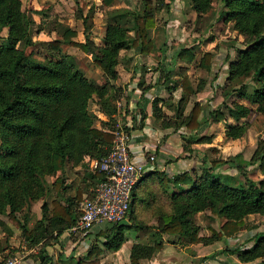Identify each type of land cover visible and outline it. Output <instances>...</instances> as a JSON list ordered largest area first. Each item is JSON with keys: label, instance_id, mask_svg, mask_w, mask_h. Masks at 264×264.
I'll return each mask as SVG.
<instances>
[{"label": "trees", "instance_id": "obj_1", "mask_svg": "<svg viewBox=\"0 0 264 264\" xmlns=\"http://www.w3.org/2000/svg\"><path fill=\"white\" fill-rule=\"evenodd\" d=\"M189 1L192 9L200 14L210 8L212 0ZM221 1L223 19L229 20L245 39L243 46L236 48L235 58L227 64L226 79L250 73L256 84L249 90L241 84L236 88V97L255 104L256 111L264 116V0ZM101 2L108 5L111 0ZM107 14L110 22L105 25L103 43L96 50L88 49L86 42L71 40L70 36L75 31L68 26L62 28L61 34L68 43L87 48L93 62L114 79L118 76L115 65L120 49L138 46L140 51H149L151 48L152 41L147 32L154 26V18L149 0H143L142 5L135 9L114 7ZM117 17L129 19L130 25L118 23L115 20ZM31 22V16L21 8V0H0V31L7 27L5 41L0 44V213L4 212L33 245L46 235L54 241L58 240L61 231L75 222L79 208L69 196H64L61 201L52 199L51 207L41 200L40 215L31 229H26L14 213L45 195L47 175L58 173L52 186L59 190L62 184L59 174L66 162L88 168L95 182L103 177L101 172L88 167V161L107 153L113 134L110 130L92 125L87 105L92 95L97 97L100 110L107 115L115 111V105L104 86L86 77L71 61L70 54H61L58 58H37L31 51L26 52L25 48L32 44L28 30ZM59 42L54 39L47 44L56 49ZM176 54L185 61L193 58V53L185 46L180 47ZM211 57L212 53L203 52L198 65L208 69ZM181 88L182 93L175 105L178 110L176 117L181 115L183 125L193 129L195 134L206 117H199L201 107L196 100L186 117L182 116L180 112L184 102L194 91L187 75L181 78ZM151 105L156 114L155 99ZM226 109L235 121L251 111L248 104L240 102H234ZM209 113H212L213 120L220 119L218 110ZM141 117H144L143 113ZM246 125L243 121L226 122L224 137H240ZM206 138L193 135L190 139L203 141ZM256 158L264 172V153ZM234 159L230 160L235 164L237 161ZM200 160L201 170L193 176L187 171L167 175L164 170L151 168L134 183L126 212L129 218L144 220L157 216L159 222L155 226L156 237L152 242H131L129 264H139L140 258H148L155 249H159L162 233L175 234L184 243H208L235 234L243 226L247 214L264 215V176L254 180L242 170V182L232 174L216 170L220 165H227L226 159H207L206 154H202ZM236 165L243 168V165ZM169 181L178 189L170 190ZM92 188L87 197L92 196ZM75 199H80L78 189ZM205 209L223 217L218 229L210 227L208 235L198 233L199 224L194 219L196 212ZM129 227L140 229L149 226L143 221L128 223L120 220L91 231L95 238L102 236L101 241L106 248L116 250L126 239L124 229ZM0 228L7 235L12 233L2 218ZM89 231H85L82 237ZM249 240H252L250 244L237 245L229 250L236 252L240 261L261 257L264 263V230L253 232ZM4 241L0 238V252L4 249ZM49 243L42 242L40 251L43 252L44 246ZM74 250L72 247L67 254L61 251L57 257L60 260L73 259ZM100 250L97 245H92L83 257L74 260L75 264H98L96 256ZM40 257L49 260L45 253Z\"/></svg>", "mask_w": 264, "mask_h": 264}, {"label": "rangeland", "instance_id": "obj_2", "mask_svg": "<svg viewBox=\"0 0 264 264\" xmlns=\"http://www.w3.org/2000/svg\"><path fill=\"white\" fill-rule=\"evenodd\" d=\"M149 1L154 18V26L147 32L152 41L151 48L149 51H140L138 46L120 49L115 65L118 76L114 79L104 74L93 62L88 49L96 50L103 43L105 25L110 22L107 14L109 9L139 8L143 0H111L108 5H104L101 0H21V8L32 18L28 27L32 44L25 50L31 51L37 58H58L61 54H70L71 61L86 77L103 85L115 105V111L110 115L101 111L97 97L92 95L87 105L92 125L112 132L119 128L128 133V139L131 134H138L147 144L136 152L143 156H154L148 167L164 170L167 175L187 171L193 176L200 172V157L206 154L207 159H226L227 165H220L216 170L232 174L237 180L244 181L243 172L254 180L263 177L264 172L259 168L255 157L264 153V116L256 111L255 104L236 97V88L245 84L244 87L249 90L256 81L250 73L226 79L227 64L235 58L236 48L242 47L245 39L229 20L223 19L220 13L222 1L212 0L210 8L200 14L192 9L189 0H160V3L157 0ZM115 20L130 25L129 19L124 17H117ZM65 26L75 31L70 39L86 42L88 49L63 40L61 30ZM6 35L7 27L4 26L0 31V44L4 43ZM54 39L60 41L56 49L47 44ZM183 46L193 53L190 61L182 60L176 54ZM206 51L212 53L208 69L198 65L200 56ZM183 75L188 76L194 91L188 94L180 113L186 117L192 102L196 100L201 107L199 117H206L195 134L193 129L183 125L181 115L176 117L178 110L175 105L182 93ZM197 88L199 90L196 91ZM154 99L158 108L156 114L151 105ZM234 102L248 104L251 111L235 121L226 109V106H231ZM214 110L221 113L220 119H212V113L209 112ZM141 113L144 114L143 118ZM228 118L237 123H247L246 130L240 137H224ZM193 135L208 138L191 141ZM204 142L208 144H200ZM193 143H197V147H192ZM231 158H235L237 163L234 164ZM180 160H185L186 164L179 167ZM236 164L243 165V168H238ZM88 170L83 165L66 162L63 172L59 174L62 176V188L56 191L52 186L58 173L47 175L45 195L26 208L16 211L14 215L24 223L26 229H31L40 215L41 200L51 207L52 199L61 201L64 196H69L79 208L80 201L89 195L95 185V179ZM144 172L145 170L141 176ZM168 188L178 189L171 181L168 182ZM77 189L80 191L79 200L75 199ZM0 218L12 231L7 235L0 228V238L5 240L4 249L0 252V263L7 257L16 256L19 264H75L74 260L83 257L92 245L101 249L96 256L98 264H129L131 242H152L156 237L155 226L159 222L157 216L136 220L125 213L122 219L124 222L143 221L149 227L125 228L123 232L126 239L120 245L122 256H117L115 250L102 244V236L95 238L91 230L82 237L85 233L83 230L66 228L57 236L58 240L54 241L46 235L32 245L21 229L7 219L4 212L0 213ZM194 219L199 224L198 233L204 235L210 234V227L218 229L223 221L222 216L210 213L208 209L196 212ZM258 230H264V215L251 213L244 216V224L235 234L222 240L213 239L208 243L196 242L190 245L175 234L162 233L161 247L155 249L148 258H140L139 264H264L261 257L240 261L236 252L229 250L230 247L250 244V236ZM45 241L50 243L41 252V243ZM72 247L78 250L72 256L73 259L61 261L57 257L59 252L64 250L63 253L67 254ZM42 253L49 256V260L40 257Z\"/></svg>", "mask_w": 264, "mask_h": 264}, {"label": "built area", "instance_id": "obj_3", "mask_svg": "<svg viewBox=\"0 0 264 264\" xmlns=\"http://www.w3.org/2000/svg\"><path fill=\"white\" fill-rule=\"evenodd\" d=\"M107 153L99 159L92 158L88 167L103 174L92 188V196L84 197L79 204L78 215L69 228L88 231L103 224L122 220L127 212L128 201L134 183L147 169L154 156H143L131 150L128 133L115 129ZM0 264H19L16 256L5 258Z\"/></svg>", "mask_w": 264, "mask_h": 264}, {"label": "crops", "instance_id": "obj_4", "mask_svg": "<svg viewBox=\"0 0 264 264\" xmlns=\"http://www.w3.org/2000/svg\"><path fill=\"white\" fill-rule=\"evenodd\" d=\"M244 100V99H243ZM246 101V100H245ZM228 122H234L231 118H228V120H227ZM206 126H208L207 124H206ZM132 131H134V130H132ZM129 145H130V149L131 150H135V151H138V149H140L141 148V146L142 145H146L147 144V142L145 141V140H143V139H140L139 137H138V134H136V133H134V134H131V138L129 139ZM166 143V142H165ZM200 144H208V143H206V142H204V143H200ZM197 143H193V145H192V147H197ZM189 160V159H188ZM183 164L185 165L186 164V162H185V160H180V163L178 164L179 165V167H181V166H183ZM186 169V168H185ZM251 214V213H250ZM248 215V214H247ZM67 244V243H66ZM182 244V243H181ZM188 244H190V245H193L194 243H188ZM185 245H187V244H185ZM50 246V245H49ZM48 246V247H49ZM59 246L61 247L62 246V244L59 242ZM47 247V246H46ZM47 247V248H48ZM231 248V247H230ZM120 249H121V247L119 248V249H117V250H115L114 251V253L118 256V255H120V256H122V253L120 252ZM64 251V250H63ZM62 251V252H63ZM76 251H78L77 249H75L74 250V252H76ZM74 255V254H73ZM62 261V260H61Z\"/></svg>", "mask_w": 264, "mask_h": 264}]
</instances>
